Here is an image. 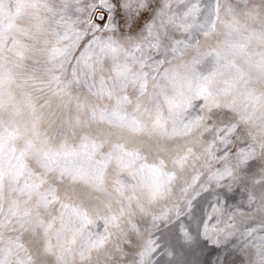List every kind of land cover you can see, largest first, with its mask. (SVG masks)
<instances>
[{
    "label": "snow or ice",
    "instance_id": "6c2138e0",
    "mask_svg": "<svg viewBox=\"0 0 264 264\" xmlns=\"http://www.w3.org/2000/svg\"><path fill=\"white\" fill-rule=\"evenodd\" d=\"M0 264H264V0H0Z\"/></svg>",
    "mask_w": 264,
    "mask_h": 264
}]
</instances>
